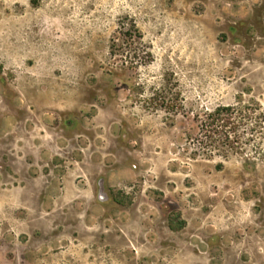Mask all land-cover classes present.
<instances>
[{
    "label": "rangeland",
    "instance_id": "1",
    "mask_svg": "<svg viewBox=\"0 0 264 264\" xmlns=\"http://www.w3.org/2000/svg\"><path fill=\"white\" fill-rule=\"evenodd\" d=\"M0 264H264V0H0Z\"/></svg>",
    "mask_w": 264,
    "mask_h": 264
},
{
    "label": "trees",
    "instance_id": "2",
    "mask_svg": "<svg viewBox=\"0 0 264 264\" xmlns=\"http://www.w3.org/2000/svg\"><path fill=\"white\" fill-rule=\"evenodd\" d=\"M250 120L251 117L240 107H218L207 114L200 122V140H196L203 155L211 156L214 153L218 138L226 143L231 140L238 143L241 139L237 134L238 127Z\"/></svg>",
    "mask_w": 264,
    "mask_h": 264
}]
</instances>
